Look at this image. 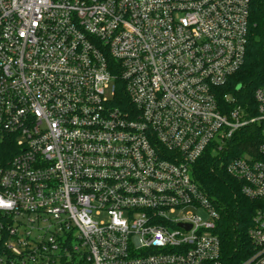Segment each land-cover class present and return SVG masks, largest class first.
<instances>
[{"label":"built area","instance_id":"obj_1","mask_svg":"<svg viewBox=\"0 0 264 264\" xmlns=\"http://www.w3.org/2000/svg\"><path fill=\"white\" fill-rule=\"evenodd\" d=\"M250 6L0 0V264H222L196 168L248 126L262 140L226 171L262 203L244 264H264V84L251 117L217 99Z\"/></svg>","mask_w":264,"mask_h":264},{"label":"trees","instance_id":"obj_2","mask_svg":"<svg viewBox=\"0 0 264 264\" xmlns=\"http://www.w3.org/2000/svg\"><path fill=\"white\" fill-rule=\"evenodd\" d=\"M250 23L245 63L218 90L217 96L224 112L240 109L247 117L256 115L254 94L264 84V0H251ZM261 140L259 127H245L231 141L228 154L207 155L196 168L197 179L213 199L219 215L215 234L221 242L222 264H244L255 252L250 230L262 203L244 196L241 183L227 173L226 165L236 157L255 152ZM2 235L0 253L5 251L4 243L8 238L5 232Z\"/></svg>","mask_w":264,"mask_h":264},{"label":"clouds","instance_id":"obj_3","mask_svg":"<svg viewBox=\"0 0 264 264\" xmlns=\"http://www.w3.org/2000/svg\"><path fill=\"white\" fill-rule=\"evenodd\" d=\"M0 207H11V203L5 202L2 199H0Z\"/></svg>","mask_w":264,"mask_h":264},{"label":"rangeland","instance_id":"obj_4","mask_svg":"<svg viewBox=\"0 0 264 264\" xmlns=\"http://www.w3.org/2000/svg\"><path fill=\"white\" fill-rule=\"evenodd\" d=\"M108 94H110V93H108Z\"/></svg>","mask_w":264,"mask_h":264},{"label":"water","instance_id":"obj_5","mask_svg":"<svg viewBox=\"0 0 264 264\" xmlns=\"http://www.w3.org/2000/svg\"><path fill=\"white\" fill-rule=\"evenodd\" d=\"M239 89V88H238Z\"/></svg>","mask_w":264,"mask_h":264}]
</instances>
